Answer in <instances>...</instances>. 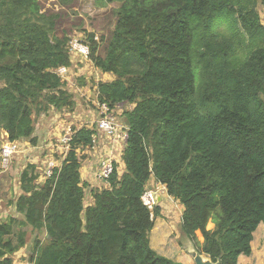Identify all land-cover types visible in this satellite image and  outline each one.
Segmentation results:
<instances>
[{"label": "trees", "instance_id": "16d2710c", "mask_svg": "<svg viewBox=\"0 0 264 264\" xmlns=\"http://www.w3.org/2000/svg\"><path fill=\"white\" fill-rule=\"evenodd\" d=\"M118 1L107 38L82 32L89 55L74 69L114 76L97 83L98 102L131 106L124 168L114 162L107 187L85 190L79 154L93 149L95 124L73 130L41 183L28 164L14 203L23 220L0 223V264H16L23 227L45 233L33 264H182L150 246L160 206L140 197L151 177L182 206L180 231L195 249L238 264L264 224V0ZM41 2L0 0V131L10 142H36L34 110L74 105L56 73L74 65L70 39L56 33L74 0H53L56 12Z\"/></svg>", "mask_w": 264, "mask_h": 264}, {"label": "rangeland", "instance_id": "374dc122", "mask_svg": "<svg viewBox=\"0 0 264 264\" xmlns=\"http://www.w3.org/2000/svg\"><path fill=\"white\" fill-rule=\"evenodd\" d=\"M53 3V0H43L41 2L42 6L43 4L45 7L48 5V11H55L56 8ZM257 4L258 12L263 21V7L259 6V1ZM118 7V0H74L70 9L59 12L60 16L56 33L58 36L65 34L68 39H72L73 37L82 38V32H84L83 34L85 36L89 33H95V40L100 44L102 42L101 38H107L113 29L115 22L114 12ZM104 45L105 42L102 44L100 52H103ZM71 59L73 60L74 57H71ZM80 59L83 60L82 58ZM84 65L80 63L78 68H76L77 71L73 68L74 66L69 67L74 70L66 78V82H68L67 88L72 93L74 101L73 107L63 110L48 107L45 110L41 109L40 112L34 110L33 135L36 138V142H18L20 150L11 158L8 165L2 168L0 163V223L6 222L10 217L23 220L22 215L16 212L14 206L15 200L21 193L18 183L20 172L28 164L35 165V171L39 175L37 181L41 183L45 177L48 178L51 174L52 165L55 163L59 165L68 150V143H65L66 141L63 140L66 131L71 129L73 132L74 129H79L82 126L95 124L97 115L95 103L98 102L96 100L97 83L100 81H110V78L112 79L114 76L104 75L92 66H88V70L81 68ZM129 109H131V106H124L121 103L117 104L113 109L114 116L122 125H125L123 112ZM5 140L4 134L0 131V148ZM105 147L108 149L106 150L107 153L109 150H114L113 156L115 159L113 161H119L118 169L122 172L124 165L119 155L120 151L123 150V145L121 142L113 143L112 140L105 138H101L92 150H87L86 153L79 154L81 166L95 163L100 167V161L103 159V156L97 154L94 157V155L98 153V150L104 149ZM83 169L81 171L84 174ZM86 172L90 173L91 171L87 170ZM83 183L85 190L88 191V188H91V183L87 179ZM149 183H152V181ZM92 184L97 188L108 186L106 180L98 178ZM154 190H157L158 195L160 196L162 194L163 197L158 202L160 215L154 218V227L149 236L151 248L159 255L173 261L182 264H195L194 257L188 253V249L191 252L195 247L192 248L194 245L180 231L182 206L171 197L167 198L164 196L161 188H154ZM87 191L86 195L89 198ZM23 228L26 230L25 245L12 255L13 262H16V264L26 260V258L29 259L28 256H30L31 246L35 239L44 241L45 237L43 230L33 231L30 227ZM18 230L20 229L15 227V232ZM251 247L253 250L251 256H242L238 259V264H264L263 223H260L254 231Z\"/></svg>", "mask_w": 264, "mask_h": 264}, {"label": "built area", "instance_id": "2783aa9c", "mask_svg": "<svg viewBox=\"0 0 264 264\" xmlns=\"http://www.w3.org/2000/svg\"><path fill=\"white\" fill-rule=\"evenodd\" d=\"M95 38V37H94ZM96 39V38H95ZM69 50L71 52V57L74 58H82L87 59L89 55L88 45L84 42L83 38L73 37L69 41ZM72 69L69 67H60L56 70V73L62 78L66 79L67 76L72 73ZM96 104V120H95V132L92 135V141L98 144L101 138H105L107 140H121L122 142H126L127 140V127L122 125L118 119L114 116L113 110L109 108L106 103L97 102ZM124 129L123 131H120ZM73 132L71 129L66 131V135L63 137V140L68 143L71 139ZM101 137V138H100ZM100 138V139H99ZM20 150L18 142H10L5 140L2 143L0 148V163L1 167L4 168L8 165L11 158L18 153ZM100 161V167L97 172V178L101 180H107L109 175L113 170V161L115 158L113 153L109 152L104 155ZM55 164L52 165V168ZM48 168V165H47ZM52 170V169H51ZM158 195V191L153 188H146V190L142 193L140 199L142 204L152 211L158 204L156 200V196ZM21 264H33V262L29 260H23Z\"/></svg>", "mask_w": 264, "mask_h": 264}, {"label": "crops", "instance_id": "0c3cea01", "mask_svg": "<svg viewBox=\"0 0 264 264\" xmlns=\"http://www.w3.org/2000/svg\"><path fill=\"white\" fill-rule=\"evenodd\" d=\"M75 64L73 65L74 67H76V64H77V62H79V61H81V59H79V58H74L73 60H72ZM73 67V68H74ZM72 68V71L74 70ZM77 68H78V66H77ZM81 68H84V69H86V70H88V65L87 64H85L83 67H81ZM107 75V74H106ZM107 76H110V75H107ZM111 77V76H110ZM111 79V78H110ZM67 81V80H66ZM95 107H96V105H95ZM126 126V125H125ZM101 138V137H100ZM99 138V139H100ZM101 140V139H100ZM99 140V141H100ZM117 142H121L122 143V145H123V147H124V144H125V142H122L121 140H115V142H113V143H117ZM98 147V146H97ZM107 147V146H106ZM104 148V149H100V150H98L97 152L98 153H95V155H94V157H96L97 156V154L98 155H102V156H104V155H106V154H108L109 152H111V153H114L113 151L114 150H109V152L107 153L106 152V150H108L107 148ZM122 148V147H121ZM121 152H122V150L120 151V157H121ZM49 159V158H48ZM116 163L118 164L119 163V161L118 160H116ZM85 165H82V167H81V169H83V171L85 172L84 174L82 173V171H80V173H81V179H82V181H84L85 179H87V181H89L91 184V186H93V184H92V182H95V180H97V172L96 171H98L99 170V167H98V165H96L95 163L94 164H91V165H87V166H85ZM119 167V166H118ZM80 169V170H81ZM87 170H90L91 172L90 173H87L86 171ZM84 175V176H83ZM84 177V178H83ZM152 181V183H149V182H151ZM147 186L148 187H153V189L154 188H158V189H160L161 188V191L164 193V196H166L167 198L169 197L167 194H166V191H165V188L162 186V185H160L159 183H156L155 181H154V179H153V177H151L150 179H149V181H148V183H147ZM161 197H163V195L162 194H160V199H161ZM252 253H253V250H252ZM251 253V254H252ZM251 256V255H250ZM250 256H246V257H250ZM242 256H240L239 258H241ZM238 258V259H239Z\"/></svg>", "mask_w": 264, "mask_h": 264}, {"label": "water", "instance_id": "95a60500", "mask_svg": "<svg viewBox=\"0 0 264 264\" xmlns=\"http://www.w3.org/2000/svg\"><path fill=\"white\" fill-rule=\"evenodd\" d=\"M156 200L157 202L160 201L159 195L156 196ZM192 248H194V246ZM188 253H190L194 257L195 264H220L219 261L213 262L209 257L199 253L196 249H193L191 252L188 249Z\"/></svg>", "mask_w": 264, "mask_h": 264}, {"label": "clouds", "instance_id": "9594fccd", "mask_svg": "<svg viewBox=\"0 0 264 264\" xmlns=\"http://www.w3.org/2000/svg\"><path fill=\"white\" fill-rule=\"evenodd\" d=\"M96 100L98 101V90H97V98H96ZM124 146H125V144H124ZM148 188V187H147Z\"/></svg>", "mask_w": 264, "mask_h": 264}, {"label": "bare ground", "instance_id": "6f19581e", "mask_svg": "<svg viewBox=\"0 0 264 264\" xmlns=\"http://www.w3.org/2000/svg\"><path fill=\"white\" fill-rule=\"evenodd\" d=\"M161 237V236H160ZM157 238V237H156ZM161 239V238H160ZM157 242V241H156ZM159 244H161V243H159ZM154 245V244H153Z\"/></svg>", "mask_w": 264, "mask_h": 264}]
</instances>
